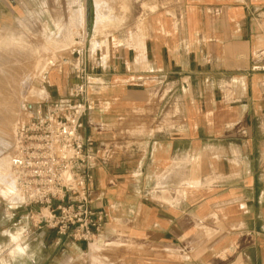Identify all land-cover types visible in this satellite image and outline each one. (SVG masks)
<instances>
[{
	"label": "crops",
	"instance_id": "obj_1",
	"mask_svg": "<svg viewBox=\"0 0 264 264\" xmlns=\"http://www.w3.org/2000/svg\"><path fill=\"white\" fill-rule=\"evenodd\" d=\"M159 1L144 0L142 32L120 21L100 42L92 2L95 84L80 136L98 159V237L136 264H264V0ZM21 6L0 0V28ZM56 72L51 104L74 83ZM40 233L41 258L16 264H50L57 233Z\"/></svg>",
	"mask_w": 264,
	"mask_h": 264
},
{
	"label": "rangeland",
	"instance_id": "obj_2",
	"mask_svg": "<svg viewBox=\"0 0 264 264\" xmlns=\"http://www.w3.org/2000/svg\"><path fill=\"white\" fill-rule=\"evenodd\" d=\"M92 2L21 0L22 6L16 18L12 19L16 23L0 28V156H8V168L0 167V244L8 240V236L3 235L6 230L16 232L26 228V242L33 245L34 255L40 258L43 255L40 244L43 237L40 232L48 228L39 229L35 226L24 208L10 210L7 207L8 203L12 204L6 198L9 195L6 189L13 181L9 159L16 130L36 114L39 106L45 109L51 104L49 101L57 99L49 85L56 71L76 72L83 62H86L88 72L92 71L90 60H95L94 51L98 47L96 35L101 37L99 42L105 41L119 30L114 27L104 30L105 27H117L119 20L124 21L122 27L126 26L127 30L131 29L136 34L142 32L144 0H95L97 34L90 23ZM157 4L159 8L168 6L162 0ZM104 43L107 49L108 45ZM39 91H44L45 95L40 96ZM56 238L61 239L58 235ZM57 239L50 244V264L137 263L133 258H123L119 245H105L99 237L90 242H97L98 247L95 249L85 242L64 238L66 245L54 252ZM74 243H85V246L82 251H78ZM8 259V251L0 248V261Z\"/></svg>",
	"mask_w": 264,
	"mask_h": 264
},
{
	"label": "built area",
	"instance_id": "obj_3",
	"mask_svg": "<svg viewBox=\"0 0 264 264\" xmlns=\"http://www.w3.org/2000/svg\"><path fill=\"white\" fill-rule=\"evenodd\" d=\"M80 67L67 97L45 109L39 106L18 126L9 159L17 203L7 207L24 208L39 229L90 245L102 232L105 215L93 209L89 189L98 164L93 140L84 144L80 136L91 109L88 91L95 82L86 62Z\"/></svg>",
	"mask_w": 264,
	"mask_h": 264
},
{
	"label": "clouds",
	"instance_id": "obj_4",
	"mask_svg": "<svg viewBox=\"0 0 264 264\" xmlns=\"http://www.w3.org/2000/svg\"><path fill=\"white\" fill-rule=\"evenodd\" d=\"M16 190L15 181H12L6 191L14 194ZM26 228H20L16 232L5 231L3 235L8 236L5 243L0 244V248L8 251L9 259L0 261V264H16L17 260L27 259L34 260V253L31 252L30 245L26 242Z\"/></svg>",
	"mask_w": 264,
	"mask_h": 264
},
{
	"label": "bare ground",
	"instance_id": "obj_5",
	"mask_svg": "<svg viewBox=\"0 0 264 264\" xmlns=\"http://www.w3.org/2000/svg\"><path fill=\"white\" fill-rule=\"evenodd\" d=\"M123 3V2H122ZM125 6V5H124ZM118 16V15H117ZM116 19H117V17H116ZM114 20V19H113ZM115 23L117 22V21H114ZM118 22H120L119 20H118ZM117 22V23H118ZM114 23V24H115ZM120 25V24H119ZM115 26V25H114ZM39 95L40 96H43V95H45V92L44 91H39ZM0 167H3V168H5V169H7L8 168V156H0ZM91 244V243H90Z\"/></svg>",
	"mask_w": 264,
	"mask_h": 264
}]
</instances>
